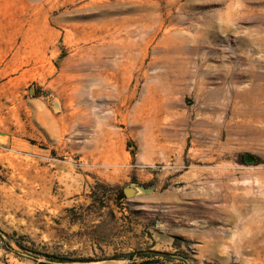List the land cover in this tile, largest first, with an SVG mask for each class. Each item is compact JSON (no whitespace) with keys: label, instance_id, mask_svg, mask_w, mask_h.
<instances>
[{"label":"rangeland","instance_id":"obj_1","mask_svg":"<svg viewBox=\"0 0 264 264\" xmlns=\"http://www.w3.org/2000/svg\"><path fill=\"white\" fill-rule=\"evenodd\" d=\"M91 192L103 252L67 222ZM13 239L264 264V0H0V264L47 263Z\"/></svg>","mask_w":264,"mask_h":264},{"label":"trees","instance_id":"obj_2","mask_svg":"<svg viewBox=\"0 0 264 264\" xmlns=\"http://www.w3.org/2000/svg\"><path fill=\"white\" fill-rule=\"evenodd\" d=\"M88 197L90 198L89 204L66 209V212L69 214L67 222L71 226L76 225L79 227L78 231L79 233L81 232L86 241L90 242L92 247H96L100 252H103L102 247H109L112 244V239L119 235L118 218L115 209L109 203L110 199L108 197L96 195L94 192H91ZM123 197V193L120 191L116 199H122ZM13 240L18 248L23 250L29 258L36 260V255H42V253L31 247L23 246L20 241ZM42 256L46 259L47 263L38 262L37 264H71L75 262L90 263L114 260H126L125 264H137L135 260L138 257L134 252L120 253L117 249H114L111 255L94 258L68 259L53 254H43ZM139 256L142 259L139 264H154L159 262L153 258L154 256L168 257V254L145 251L140 253Z\"/></svg>","mask_w":264,"mask_h":264},{"label":"water","instance_id":"obj_3","mask_svg":"<svg viewBox=\"0 0 264 264\" xmlns=\"http://www.w3.org/2000/svg\"><path fill=\"white\" fill-rule=\"evenodd\" d=\"M244 161H245V163H247V164H251V163H253L254 162V158L251 156V155H246L245 157H244ZM129 191H126V195H129Z\"/></svg>","mask_w":264,"mask_h":264}]
</instances>
